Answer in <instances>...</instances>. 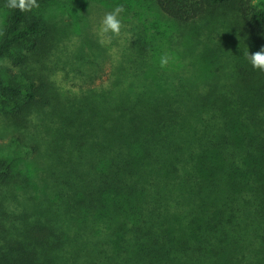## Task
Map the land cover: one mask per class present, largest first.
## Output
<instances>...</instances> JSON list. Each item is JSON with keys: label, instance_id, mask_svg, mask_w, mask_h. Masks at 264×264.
Segmentation results:
<instances>
[{"label": "trees", "instance_id": "1", "mask_svg": "<svg viewBox=\"0 0 264 264\" xmlns=\"http://www.w3.org/2000/svg\"><path fill=\"white\" fill-rule=\"evenodd\" d=\"M60 1L22 12L0 0L9 145L40 156L23 124L54 108L40 212L0 209V264H264V72L247 58L264 46V7L151 0L190 30L187 51L177 36L147 50L142 28L109 86L59 99L41 66L57 38L44 11ZM125 1L126 22L139 1ZM168 42L188 57L175 70L160 66ZM13 168L0 158V190Z\"/></svg>", "mask_w": 264, "mask_h": 264}, {"label": "rangeland", "instance_id": "2", "mask_svg": "<svg viewBox=\"0 0 264 264\" xmlns=\"http://www.w3.org/2000/svg\"><path fill=\"white\" fill-rule=\"evenodd\" d=\"M138 1L136 10H139V13L135 16L130 13L126 22L121 21L119 37H111V39L100 33L101 21L105 13L111 12L117 5L127 3L125 0H63L59 2L60 8H54L55 6L52 8L53 5H51L52 10L47 8L44 11L47 20L55 28L57 38L51 52L47 58H44L41 69L53 84V90L56 91L59 99L84 94L87 89L109 86V82L117 74L116 66L133 53L135 37L138 30L142 28L144 32L142 31L141 42L147 50L153 49L152 40L156 41V37L166 39L177 36L176 38H180L177 50L174 49V41L170 46L169 42L167 43V55L174 59V62L169 60L167 68L175 70L183 60L188 59L180 53L178 54L181 56L174 54L173 51L180 52L183 48L187 51L190 30L187 29L186 33L185 28L173 24L169 18L160 13L151 0ZM251 2L256 7H264V0H251ZM3 19V11L0 10V32L4 23ZM186 54L188 55V52ZM189 56L191 57V51ZM7 66H11L9 61L4 62V67ZM53 111L52 106H45L26 116L23 125L29 134L38 140L34 142L39 143L40 156L33 157L31 153L34 152L24 147L19 148V145H9L8 130L11 129V125L0 108V158L3 156L12 159L14 167L9 185L5 183V187L0 190V201H2L0 209L26 214L40 212V207L35 201H37L39 190L45 186L41 180L42 167L45 165L46 158L48 159L44 152V139L49 137L50 131L47 128L52 125L50 119L54 115ZM23 125L19 127L21 133ZM24 140L30 143L27 148L31 149L33 140L26 137ZM25 150L28 153H25ZM11 186L16 189L13 190L15 196L6 190ZM51 200L54 201V198ZM28 205L29 209H24V206ZM33 207L37 209L36 212Z\"/></svg>", "mask_w": 264, "mask_h": 264}, {"label": "clouds", "instance_id": "3", "mask_svg": "<svg viewBox=\"0 0 264 264\" xmlns=\"http://www.w3.org/2000/svg\"><path fill=\"white\" fill-rule=\"evenodd\" d=\"M7 7L13 9L18 8L20 11L26 12L31 11L33 8H39L40 5L37 3V0H7ZM124 11L123 5H117L111 12L105 13L101 21L100 33L109 39L111 37H119L122 28L119 16ZM247 58L254 69H259L264 72V46L253 53L247 52ZM170 59L168 55L161 57V68L166 67Z\"/></svg>", "mask_w": 264, "mask_h": 264}]
</instances>
